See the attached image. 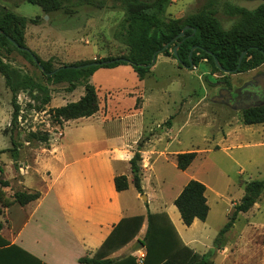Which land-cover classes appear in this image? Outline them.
<instances>
[{
	"label": "rangeland",
	"instance_id": "374dc122",
	"mask_svg": "<svg viewBox=\"0 0 264 264\" xmlns=\"http://www.w3.org/2000/svg\"><path fill=\"white\" fill-rule=\"evenodd\" d=\"M208 1L172 0L167 15L172 19L195 15L201 12ZM15 2L22 3L21 0ZM217 2L219 3L213 8L216 12L215 18L227 32L235 26L238 19L230 15L228 8L239 7L254 11L262 3L244 0ZM2 3L0 0V5ZM111 5L108 2L102 9L83 6L73 16L54 14L50 17L47 21L49 26H53L59 32L61 30L74 32L71 40L68 39L70 45L63 46L58 42L60 46L57 45L50 50L51 57L47 59L52 62L53 68L83 63L92 59L95 54L98 55L97 60L129 57L131 49L125 42L121 27L125 14L121 10L111 8ZM15 12L19 16L32 19L42 15L39 7L27 3H23ZM32 26L34 25L28 26L30 36L35 34ZM26 46L30 50L28 43ZM1 55L6 63L20 71L24 77L48 89L44 94L50 96L52 100H59L60 104L77 99L78 93L84 91L80 87L74 93H70L67 85H50L36 65L23 58L10 46L3 50ZM119 78L132 85V79L128 74L121 73ZM144 81L148 129L142 142L143 152L147 148L149 153L140 163L142 181L147 178L144 182L147 191L141 196L150 195L157 199L149 207L155 211L158 207L163 208L165 205L169 207L180 188L189 179L208 185L213 193H209L211 213L206 226L198 224L189 231L183 226L182 235L188 242L194 241L193 246L200 252H204L208 246L210 250L208 254L212 258L220 248L216 245L220 232L229 222L235 205L243 198L247 184L264 181V124L245 126L243 124L245 110L243 107L230 104L223 93L227 92L232 96L239 88L251 82L264 81V66L245 74L227 75L215 72L212 65L206 61L191 69L181 66L172 57L158 55L155 65L151 67V73ZM3 87L5 80L0 75V90ZM100 95L103 99L102 92ZM42 97L38 91L32 95L29 91L19 93L17 101L23 114L20 113L17 126L12 129V100L10 103L8 97L4 95L3 109H0V157L3 159L1 168L15 161L10 152L13 149L12 140L19 149V166H30L33 164L35 152L47 146L33 140L32 134L48 133L50 140L61 138L62 125L54 120L50 114L52 110L41 105ZM121 99L122 96L119 94L113 101ZM138 101L136 107L140 108L144 101L142 99ZM241 126L246 133L243 132L239 138L233 139L237 140V143H230L232 132ZM192 152L198 155L190 168L186 172L178 170L177 155ZM14 167L18 169V166ZM150 175H153L152 182ZM31 179L27 177L26 181L30 182ZM26 186L29 188L30 185ZM17 188L18 183L13 187V192L6 191L7 196L11 198ZM132 193L127 196L130 195L132 198ZM143 205L149 212L148 205L146 203ZM181 225L183 224H180V227ZM227 233L222 237L223 241H219L223 244L228 238V247L241 246L238 253L240 261H251L254 257L257 261H264V190L257 204L247 214H241ZM200 244L205 246L202 247Z\"/></svg>",
	"mask_w": 264,
	"mask_h": 264
},
{
	"label": "crops",
	"instance_id": "0c3cea01",
	"mask_svg": "<svg viewBox=\"0 0 264 264\" xmlns=\"http://www.w3.org/2000/svg\"><path fill=\"white\" fill-rule=\"evenodd\" d=\"M2 1L0 7L14 14L23 4L15 0ZM36 18H39L42 24L32 26L35 34L31 33V36L29 24L25 40L32 52L43 61H48L47 58L51 57L50 50L60 44L70 45L68 39L71 40L74 32L70 30L59 32L53 26H49L47 21L50 17L43 11L42 15ZM97 56L95 54L90 60H97ZM121 73L129 75L132 85L119 78ZM90 84L98 92L100 103L98 114L91 118L65 122L60 129L61 138L50 140L46 147L36 151L33 164L30 166H19L18 158L11 165L5 164L1 168L3 159L0 157L3 179L9 183V187L4 189L6 196L7 190L13 192L16 183L18 190L15 193L41 194L39 200L24 207L18 204L10 208L0 206V222L3 226L1 237L5 242L0 246V264H80L79 261L83 258H93L124 221L138 217L144 219L138 235L126 246L110 254L108 259L122 261L128 257L137 259L139 255L146 257L147 251L142 241L147 233L149 214H166L183 244L201 256L207 255L210 251L208 246L204 252H200L193 246L194 241L188 242L183 237L182 228L185 226L180 213H177L175 206L171 207L190 179L180 188L169 207L165 205L163 208H156L155 211L149 207L157 199L148 195L147 201L142 202L141 194L132 184L130 161L148 129L145 115L147 106L145 81H140L132 67L128 65L100 69L92 76ZM8 90L5 82V87L0 90V109H3L4 95L11 103L12 95ZM101 92L103 99L100 97ZM78 94L77 99L73 96L74 99L65 104L51 99L46 109L55 110L78 102L85 95V89ZM119 94L122 96L121 101H113ZM139 99L144 102L137 108ZM242 126L232 132L230 143H237V140L233 139L239 138L245 132ZM148 153L146 148L142 152V158L145 159ZM15 165L18 169L14 167ZM22 167L27 168L26 175L20 174L19 169ZM119 176L128 178L127 191L116 190L115 178ZM27 177L32 178L30 182L26 181ZM150 178L152 182L153 175H150ZM146 179L142 181L143 193L147 191L144 185ZM26 185H30L29 188ZM206 188L210 208L209 193L213 192L208 185ZM130 193L133 194L132 198L130 195L127 196ZM145 203L149 212L143 205ZM210 213L211 209L209 216ZM206 222L196 220L191 227L186 228L189 231L198 224L206 226ZM180 224H183L182 227ZM247 239L249 241V236ZM227 241L228 238L211 258L214 264H264V261H257L255 257L251 261H240L238 253L241 246L228 247Z\"/></svg>",
	"mask_w": 264,
	"mask_h": 264
},
{
	"label": "trees",
	"instance_id": "16d2710c",
	"mask_svg": "<svg viewBox=\"0 0 264 264\" xmlns=\"http://www.w3.org/2000/svg\"><path fill=\"white\" fill-rule=\"evenodd\" d=\"M244 1L262 3L254 11L239 7L228 8L230 15L238 19L235 26L227 32L222 29L215 18L216 12L213 8L219 3L217 0H209L201 12L183 19H172L167 15L172 0H76L75 2L74 0H21L22 3L39 7L49 17L54 14L73 16L83 6L102 9L108 2L112 4L111 8L124 12L125 17L121 27L125 42L131 49L129 57L86 61L75 65H61L58 68H53L51 61H42L26 46L27 26L38 24L40 19L29 20L0 7V74L4 77L6 86L12 94L11 128L14 129L17 126L21 112L17 101L20 92L29 91L32 95L38 91L39 95L43 96L41 105L44 108L51 102V97L44 94L48 89L27 79L20 71L13 69L4 61L1 53L8 46L38 68L40 65L43 69V77L50 85H67L69 92L75 91L78 87L85 89V95L78 102L50 112L54 120L63 125L72 120L91 118L100 111L97 89L90 84V79L100 69H114L129 65L139 80L144 81L151 73L150 65L157 53L172 57L183 67H190L189 56L194 47L197 49L193 54V67L206 61L212 65L215 72H221L215 63V60H218L224 70L231 72L232 75H238L264 66V0ZM184 29H187L184 38H178ZM168 44H170L169 48L163 51ZM177 45L180 46L176 57L174 49ZM21 49L28 51L23 52ZM244 52H247V55L239 67V60ZM121 60H127L129 63ZM62 67L85 68L62 70ZM243 124L245 126L263 125L264 106L245 110ZM31 138L45 145L50 141L48 133L37 132L32 134ZM12 146L13 149L10 152L17 161L19 149L14 140H12ZM143 149L144 143L141 141L130 161L132 184L139 194H143L140 165ZM197 155L195 152L177 155V169L186 172L196 160ZM2 173L3 170L0 168L1 207L10 208L14 204L24 207L40 199V193L29 194L27 192H17L12 198H7L4 189L9 187V183L4 181ZM115 186L118 192L127 191L129 189L128 178L126 176L116 177ZM263 190L264 181H253L247 184L243 198L235 205L229 222L220 232L216 241L217 246H222L219 240L223 241L222 237L232 229L238 217L241 214H247L257 204ZM206 192L207 188L203 183L191 180L174 201V206L180 213L185 227H191L196 220L204 223L208 219L210 208ZM143 221L142 217L124 221L118 230H114L93 258H83L79 261L80 264H138L137 259L131 257L122 261H114L108 259V256L134 240ZM147 221L148 229L142 241L147 251L143 264H214L210 254L201 256L183 244L166 214H149ZM2 227L0 222V246L5 243L1 237ZM121 229H123L122 232H120Z\"/></svg>",
	"mask_w": 264,
	"mask_h": 264
},
{
	"label": "flooded vegetation",
	"instance_id": "af4514ba",
	"mask_svg": "<svg viewBox=\"0 0 264 264\" xmlns=\"http://www.w3.org/2000/svg\"><path fill=\"white\" fill-rule=\"evenodd\" d=\"M223 95L230 104L235 106L244 108L250 105H261V103H264V81L251 82L239 88L232 96L227 92H224ZM258 97H260V100H257Z\"/></svg>",
	"mask_w": 264,
	"mask_h": 264
},
{
	"label": "water",
	"instance_id": "95a60500",
	"mask_svg": "<svg viewBox=\"0 0 264 264\" xmlns=\"http://www.w3.org/2000/svg\"><path fill=\"white\" fill-rule=\"evenodd\" d=\"M186 30H187V29H184V31L179 35L178 38H184ZM195 32H196V31H194V33H195ZM11 42H12V41H11ZM12 43H13V42H12ZM169 46H170V44L166 45V46L164 47L163 51H164V50H167V49L169 48ZM179 46H180V45H177V46L175 47V49H174V55H175L176 57H177V55H178V54H177V51H178ZM196 49H197V47H194V48L191 50V52H190V56H189L190 67H189V68H191V69L193 68V65H192L193 54H194V52L196 51ZM21 50H22L23 52H27V51H28L27 49H21ZM246 55H247V52H244V53L241 55L240 60H239V67H240V65L242 64V61H243V59L245 58ZM157 56H158V53L154 56L153 61H152V64L150 65V68L153 67V66L155 65L156 60H157ZM35 61H36V60H35ZM121 61L124 62V63H129L127 60H121ZM215 63H216L217 68L219 69V71H221L222 73L227 74V75H230V74H231V72H228V71H226V70H224V69L222 68V66L219 64L218 60H215ZM38 66H39V69H40L41 71H43L42 67H40V65H38ZM90 66H95V65H90ZM83 68H85V67H62L61 69H62V70H66V69L80 70V69H83ZM257 100H260V97H258ZM263 105H264V104H261V105H258V106L250 105V106L244 107L243 109H244V110H248V109H250V108L259 107V106H263ZM141 198H142L145 202L147 201L146 196H141Z\"/></svg>",
	"mask_w": 264,
	"mask_h": 264
},
{
	"label": "built area",
	"instance_id": "2783aa9c",
	"mask_svg": "<svg viewBox=\"0 0 264 264\" xmlns=\"http://www.w3.org/2000/svg\"><path fill=\"white\" fill-rule=\"evenodd\" d=\"M20 113L23 114V110ZM19 172H20L21 175H26L27 174V168H23L22 167V168L19 169ZM144 259H145V255H139L137 257V263L138 264H143Z\"/></svg>",
	"mask_w": 264,
	"mask_h": 264
}]
</instances>
